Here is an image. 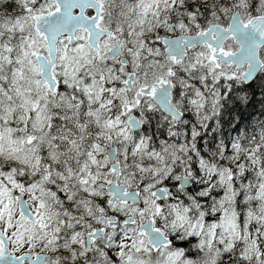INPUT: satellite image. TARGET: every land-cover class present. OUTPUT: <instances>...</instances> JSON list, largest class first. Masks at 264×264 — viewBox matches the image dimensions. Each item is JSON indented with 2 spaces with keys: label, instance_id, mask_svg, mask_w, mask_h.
Here are the masks:
<instances>
[{
  "label": "snow or ice",
  "instance_id": "snow-or-ice-1",
  "mask_svg": "<svg viewBox=\"0 0 264 264\" xmlns=\"http://www.w3.org/2000/svg\"><path fill=\"white\" fill-rule=\"evenodd\" d=\"M0 264H264V0H0Z\"/></svg>",
  "mask_w": 264,
  "mask_h": 264
}]
</instances>
